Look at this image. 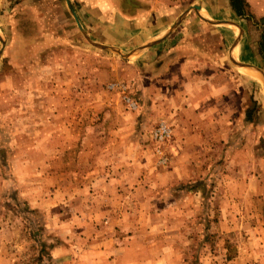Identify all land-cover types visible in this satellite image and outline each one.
I'll list each match as a JSON object with an SVG mask.
<instances>
[{
    "label": "rangeland",
    "instance_id": "1",
    "mask_svg": "<svg viewBox=\"0 0 264 264\" xmlns=\"http://www.w3.org/2000/svg\"><path fill=\"white\" fill-rule=\"evenodd\" d=\"M31 35L0 25V264H264V197H244L254 185L239 176L264 158L258 79L235 66L240 114L220 138L189 128L158 87L149 101L113 50L59 35L24 53ZM191 40L226 59L217 38Z\"/></svg>",
    "mask_w": 264,
    "mask_h": 264
},
{
    "label": "crops",
    "instance_id": "2",
    "mask_svg": "<svg viewBox=\"0 0 264 264\" xmlns=\"http://www.w3.org/2000/svg\"><path fill=\"white\" fill-rule=\"evenodd\" d=\"M243 2V9L237 11L230 0H69L76 20L66 0H16L12 5L10 0H0V25L6 33L19 36L32 33L31 41L23 47L24 53H27L24 48L28 51L38 46L39 38L59 35L62 41L75 36L95 49H102L97 45L114 49L120 57L119 53L125 55L122 58L130 64L132 72L141 71L140 80L132 78L133 86L141 85L149 101L156 93L164 94V98L168 96L169 102L177 108L175 112L188 119L189 128L223 138L234 131L229 127L230 120L240 114V110L236 113L234 105L230 104L236 96L230 89V80L238 76L235 66L245 70L254 81L258 79L263 86L256 68L264 75V0ZM195 37L204 42L217 38L226 51V59L220 54L221 48L217 50L220 55L215 58L214 49L208 43L196 44L191 40ZM256 37L258 41H253ZM30 52L35 54V51ZM231 57L239 64L232 62ZM197 63H201L205 71L204 78L193 75ZM217 69L220 74L214 72ZM197 79L203 89L195 100L189 92H194L193 81ZM241 80L244 84L245 80ZM155 87H158L156 93ZM180 94L181 105L177 99ZM223 95L229 98L224 105ZM248 160L258 169L252 174L239 175L245 178L243 183L254 185L253 193L244 189L243 196L264 197V175L260 173L264 158L255 153ZM241 163L250 165L245 159Z\"/></svg>",
    "mask_w": 264,
    "mask_h": 264
},
{
    "label": "built area",
    "instance_id": "3",
    "mask_svg": "<svg viewBox=\"0 0 264 264\" xmlns=\"http://www.w3.org/2000/svg\"><path fill=\"white\" fill-rule=\"evenodd\" d=\"M126 101L129 103L130 107H135L134 103L130 101L129 98L126 97ZM170 133L171 130L169 126L165 122L161 121L156 125V127H154L152 131V138L156 143L160 144L165 142L169 138ZM158 151L161 154V150ZM160 163H166V158L164 156H161Z\"/></svg>",
    "mask_w": 264,
    "mask_h": 264
},
{
    "label": "water",
    "instance_id": "4",
    "mask_svg": "<svg viewBox=\"0 0 264 264\" xmlns=\"http://www.w3.org/2000/svg\"><path fill=\"white\" fill-rule=\"evenodd\" d=\"M66 3H67V7H68V9H69V11H70V13L73 15V17L77 20V17H76V14L74 13V11H73V9H72V7H71V5H70V3H69V0H66ZM214 23V22H213ZM78 25H79V23H78ZM98 47H101V48H103V49H110V50H114V49H112V48H110V47H106V46H103V45H97ZM3 47H4V42H3V40L1 39V37H0V55H1V53H2V49H3ZM116 52H118V51H116ZM119 53V52H118ZM122 57H125V55H123V54H121V53H119ZM231 59V61L232 62H234V63H237V64H239V62L237 61V60H235L234 58H230ZM256 70L259 72V74H260V76L262 77V82H263V87H264V75H263V72L260 70V69H258V68H256Z\"/></svg>",
    "mask_w": 264,
    "mask_h": 264
},
{
    "label": "trees",
    "instance_id": "5",
    "mask_svg": "<svg viewBox=\"0 0 264 264\" xmlns=\"http://www.w3.org/2000/svg\"><path fill=\"white\" fill-rule=\"evenodd\" d=\"M230 3L237 11H241L244 7L243 0H230Z\"/></svg>",
    "mask_w": 264,
    "mask_h": 264
},
{
    "label": "bare ground",
    "instance_id": "6",
    "mask_svg": "<svg viewBox=\"0 0 264 264\" xmlns=\"http://www.w3.org/2000/svg\"><path fill=\"white\" fill-rule=\"evenodd\" d=\"M240 68H248V69L255 70V69H253V68H252V67H250V66H240Z\"/></svg>",
    "mask_w": 264,
    "mask_h": 264
}]
</instances>
